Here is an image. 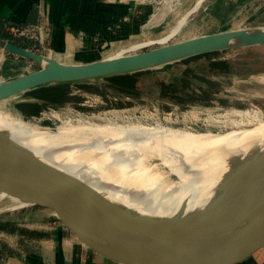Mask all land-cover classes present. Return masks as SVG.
I'll return each instance as SVG.
<instances>
[{"label": "water", "instance_id": "95a60500", "mask_svg": "<svg viewBox=\"0 0 264 264\" xmlns=\"http://www.w3.org/2000/svg\"><path fill=\"white\" fill-rule=\"evenodd\" d=\"M262 13L264 3L241 27L85 63H64L0 37L1 49L40 65L1 81L0 102L42 87L108 80L196 55L264 45V25H251ZM0 191L25 204L4 197L35 218L34 233L53 264H245L264 250V146L233 156L203 206L171 216H137L0 129ZM44 214L49 230H41Z\"/></svg>", "mask_w": 264, "mask_h": 264}, {"label": "rangeland", "instance_id": "374dc122", "mask_svg": "<svg viewBox=\"0 0 264 264\" xmlns=\"http://www.w3.org/2000/svg\"><path fill=\"white\" fill-rule=\"evenodd\" d=\"M198 1L93 0L91 1L93 8L90 11L93 15L87 20L88 28L86 26L84 30L86 36L90 38L86 48L73 46V33L68 30L72 24H65L71 43L68 49L57 51L52 44V26L45 17L44 8L40 9V23L29 28L31 36L24 37L18 35V32L14 34L10 31L13 26L20 29L26 27L25 24H11L0 30V37L10 42L17 41L20 46L34 52L61 61L74 62L156 47L160 45L158 41L169 34L182 19V24L166 43L241 27L244 25V19L264 3V0H203L194 8ZM66 5L68 12H73V4ZM258 24L264 25V13L251 23L252 26ZM40 27L41 39L37 34V28ZM154 40L158 44L149 42ZM5 60L12 63L24 60L25 73L40 67L31 60L0 48V80L15 75L13 71L9 74L4 72ZM212 61H223L224 69L212 67L210 65ZM113 84L114 82L110 80L97 79L65 84L59 89L49 88L42 91L47 100L40 104L23 101L36 93L31 92L0 102V111L50 131H55L63 125H77L84 120L89 122L96 120L95 123L100 124L134 123L147 127L162 125L195 133L229 132L237 128L253 127L254 113L264 118V45L190 57L142 72L137 75L135 87L131 91L119 90ZM231 110L233 111L230 112ZM106 127L118 128L111 125ZM5 196L16 206L25 205L17 198L0 191V223L9 222L6 229H0V254L4 256L33 249L45 256L43 249L35 241L36 229L33 228L38 226L35 218L28 216L27 208L16 207L4 198ZM45 216L44 214L42 217L44 227L42 226L41 230H49L50 224L46 222ZM18 228L27 230L25 236H31L32 239L36 237L34 241L30 242L27 239L21 242L15 236ZM36 228L40 230L39 227ZM2 262L0 259V264ZM45 264L50 263L46 261Z\"/></svg>", "mask_w": 264, "mask_h": 264}, {"label": "bare ground", "instance_id": "6f19581e", "mask_svg": "<svg viewBox=\"0 0 264 264\" xmlns=\"http://www.w3.org/2000/svg\"><path fill=\"white\" fill-rule=\"evenodd\" d=\"M182 21L158 42L166 43ZM252 116L253 127L217 133L96 120L50 131L0 111V129L39 158L82 179L114 207L137 216H171L180 208L183 214L206 204L227 162L252 145L264 146V118Z\"/></svg>", "mask_w": 264, "mask_h": 264}, {"label": "crops", "instance_id": "0c3cea01", "mask_svg": "<svg viewBox=\"0 0 264 264\" xmlns=\"http://www.w3.org/2000/svg\"><path fill=\"white\" fill-rule=\"evenodd\" d=\"M91 1L93 0H0V30L4 29V27H7L11 24H39L41 21L40 9L44 8L46 10L45 17L52 26V44L53 47L57 49V51H61L62 49H68L69 44L71 43L70 36L65 27V24H72V27H70L71 29L68 30L73 33V46L75 48H81L85 46L86 48L88 47L87 42L90 38L86 36V32L84 30H86V26L88 28L87 20L91 15H93L92 13H90L91 8H93V6L91 5ZM67 3H70V5L73 4V12H68V8L66 5ZM85 37H87V39H85ZM93 40H95V38H93ZM82 42L84 43L83 45ZM86 54L90 55L91 53L86 52ZM101 58L87 59L74 62L61 61L59 59L58 60L64 63H85ZM25 68L26 65L24 60H18L14 63L8 60H5L3 62L4 72L6 74H9L11 71H13L15 73L13 77L25 73ZM13 77L0 80V82ZM33 91L35 92L36 90ZM37 99L42 100L36 101ZM23 101L25 103L40 104L44 103L46 101V98H43L35 93L30 95V97H27ZM21 229L22 228H18V230L16 229L18 233H16L15 236L21 242L27 241V239L30 242H33L36 237L32 239L31 236H25L26 233L20 232ZM35 241L43 249L44 253L46 254L45 256L44 254L33 249H25L24 251L21 250L19 253L16 254L9 253L4 256L0 254V259L3 260L2 264H45L46 261H49L50 264H53L51 257L49 256L48 252L41 244V242L37 238L35 239ZM245 264H264V250L260 251Z\"/></svg>", "mask_w": 264, "mask_h": 264}, {"label": "trees", "instance_id": "16d2710c", "mask_svg": "<svg viewBox=\"0 0 264 264\" xmlns=\"http://www.w3.org/2000/svg\"><path fill=\"white\" fill-rule=\"evenodd\" d=\"M12 43L20 45L17 41H12ZM247 48H249V47H247ZM216 52H218V51H216ZM216 52L205 53V54L196 55V56H193V57L206 56L208 54H214ZM210 65L212 67H216V68H219V69H224V62L223 61H212V62H210ZM140 73H142V72L133 73V74L117 75V76L108 77L107 79L112 81V82H114L113 85L117 89L123 90V91H131L135 87V81L137 79V75L140 74ZM61 87H63V85L42 87V88L36 89L35 92H36V94L40 95L41 97L46 98V96L42 93L43 90H46V89H49V88L59 89ZM46 100H47V98H46ZM8 223L9 222L0 223V229H6V226L8 225ZM13 230H14V228H13ZM20 232L27 233V230H24L22 228L20 230ZM28 233H31V232H28Z\"/></svg>", "mask_w": 264, "mask_h": 264}, {"label": "built area", "instance_id": "2783aa9c", "mask_svg": "<svg viewBox=\"0 0 264 264\" xmlns=\"http://www.w3.org/2000/svg\"><path fill=\"white\" fill-rule=\"evenodd\" d=\"M119 1H121V0H119ZM38 30H37V34H38V36L40 37V39H41V37H42V30H41V27L40 28H37ZM10 31H13V33L15 34V32H18L17 34L18 35H22V36H24V37H29V36H27V35H30V30H29V28L28 27H22V28H18V26H13V27H11L10 28ZM31 36V35H30ZM35 38H36V36H34ZM40 42H41V40H39Z\"/></svg>", "mask_w": 264, "mask_h": 264}]
</instances>
